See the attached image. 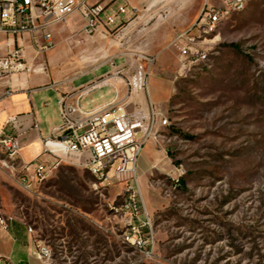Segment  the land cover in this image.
<instances>
[{
  "label": "rangeland",
  "instance_id": "rangeland-1",
  "mask_svg": "<svg viewBox=\"0 0 264 264\" xmlns=\"http://www.w3.org/2000/svg\"><path fill=\"white\" fill-rule=\"evenodd\" d=\"M163 1L108 38L79 32L57 70L72 78L116 60L104 80L121 79L122 96L131 82L134 98L121 113L144 127L147 84L163 101L153 105L168 125L148 127L135 177L100 182L62 163L29 193L0 168V215L32 230L31 264H264V0L207 40L188 31L216 0ZM185 27L206 57H190L180 70L173 42ZM112 95L104 87L80 107L89 111ZM61 124L59 115L50 126ZM128 194L135 211L125 207ZM38 246L48 248L46 258L37 257Z\"/></svg>",
  "mask_w": 264,
  "mask_h": 264
},
{
  "label": "built area",
  "instance_id": "built-area-1",
  "mask_svg": "<svg viewBox=\"0 0 264 264\" xmlns=\"http://www.w3.org/2000/svg\"><path fill=\"white\" fill-rule=\"evenodd\" d=\"M245 1L216 0L212 4H217L218 13H225L230 19L233 7ZM218 13H211L210 3H205L188 32L194 28L207 40L208 36L216 32L211 30V22H216ZM129 14V8L125 4L113 8L112 4H90L87 0H0V32L28 34L35 57L40 58L55 47L51 28L65 23L68 18L75 15L82 18V32L85 36L108 37L125 24ZM188 32L181 34L173 42L180 70L190 57H206L201 50L194 47L195 36H189ZM24 71L29 69L26 67V55L21 48L0 57V78ZM91 89L93 86L88 85L61 97L62 124L55 126L50 137L44 140V152L28 163L17 164L20 149L18 118L10 117L6 121L5 126L10 127V131H6L5 126L0 127V168L8 170L10 177L16 178L25 192H33L62 163L82 168L100 182L125 181L131 176L135 177L148 136V127H154L159 122L163 126L168 125L167 118L161 122V113L152 103L146 127L140 124L143 120L134 118V114H119L121 106L84 111L80 107V98ZM140 133L142 134L139 135ZM134 197L129 194L125 196V207L132 211L137 209ZM0 225H7V220L2 216ZM38 249L39 259L48 256V248L38 246Z\"/></svg>",
  "mask_w": 264,
  "mask_h": 264
},
{
  "label": "crops",
  "instance_id": "crops-1",
  "mask_svg": "<svg viewBox=\"0 0 264 264\" xmlns=\"http://www.w3.org/2000/svg\"><path fill=\"white\" fill-rule=\"evenodd\" d=\"M87 1L90 4H112L113 8L117 5H127L130 14L126 18L125 23L130 22L131 16L137 12L144 9H155L164 2L163 0ZM162 18L164 19V15H162ZM135 21H131L129 26ZM83 26L82 18L79 15L68 18L63 24L53 26L51 31L55 47L40 58L35 57L32 42L28 34L14 35L0 32V57L21 48L26 55V67L29 69V71L10 74L0 78V127L5 126L8 118H18V141L20 146L17 160L18 165L34 160L44 152V140L50 137L51 131L55 126H59H50V124H53L60 115V100L64 94L79 90L88 85L93 86V89L80 98L81 102L97 90L110 87L113 90V95L96 102L94 107L88 112L113 105H122L121 109H123L134 98L131 82L132 89L129 91V84L126 83L127 93L122 96L125 89L122 86L121 79L111 77L108 81L104 80V77L111 74L114 69L113 65H116V60L113 63H103L72 78L68 77L67 72L64 75L58 76L57 70L68 51L67 47L77 42L75 41V37L79 32H82ZM186 30V27L180 29L176 35L180 36ZM104 67H109L108 72L104 73L102 77L97 78V70ZM160 68L162 69L161 66ZM78 79H85L86 81L82 85H76ZM101 79L103 81H99ZM141 89L145 92L144 87H141ZM147 91L152 104L158 105L163 102L152 98L148 84ZM146 105L148 112H150L149 104L146 103ZM5 129L6 131H10V127L5 126ZM34 247L30 239L28 227L22 221H7L6 226L0 225V264H31Z\"/></svg>",
  "mask_w": 264,
  "mask_h": 264
},
{
  "label": "bare ground",
  "instance_id": "bare-ground-1",
  "mask_svg": "<svg viewBox=\"0 0 264 264\" xmlns=\"http://www.w3.org/2000/svg\"><path fill=\"white\" fill-rule=\"evenodd\" d=\"M252 0H246L244 3H242L241 5H238L237 7H233L232 9V15L240 13L242 11H244L246 9V7L248 6V4L251 2ZM210 12L211 13H218V5L217 4H210ZM229 17H227L225 15V13H218L217 15V20L216 22H211V30H217V28L223 23L225 22ZM122 111L119 112V114Z\"/></svg>",
  "mask_w": 264,
  "mask_h": 264
}]
</instances>
